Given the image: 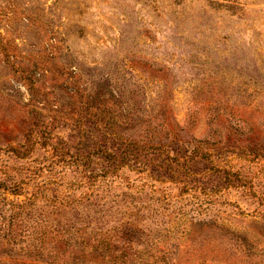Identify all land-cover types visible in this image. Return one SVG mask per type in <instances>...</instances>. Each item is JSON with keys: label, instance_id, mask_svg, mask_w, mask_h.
Segmentation results:
<instances>
[{"label": "rangeland", "instance_id": "rangeland-1", "mask_svg": "<svg viewBox=\"0 0 264 264\" xmlns=\"http://www.w3.org/2000/svg\"><path fill=\"white\" fill-rule=\"evenodd\" d=\"M0 43L19 54L14 65L0 53V264H101L75 245L103 235L129 251L115 264H264V158L241 154L264 151V0H0ZM105 126L182 156L221 143L222 166L253 185L212 177L192 190L128 166L93 187L61 158ZM45 128L57 151L14 155ZM224 222L251 252L207 228Z\"/></svg>", "mask_w": 264, "mask_h": 264}, {"label": "trees", "instance_id": "trees-1", "mask_svg": "<svg viewBox=\"0 0 264 264\" xmlns=\"http://www.w3.org/2000/svg\"><path fill=\"white\" fill-rule=\"evenodd\" d=\"M0 53L8 62L15 64L16 59L18 60L19 54L16 52V48L9 46L8 44L0 43ZM19 66V65H18ZM27 70L19 66L17 72H20L22 76L26 75ZM32 74L28 73L24 78L25 82L29 85L30 93L33 94L35 89L34 77ZM103 134L108 135L101 142H90L85 143V139H82L80 144L75 148V153L67 152L64 154L65 158H61L62 162H66V156L69 157L70 167L79 172L81 179L86 181L93 187L110 185L113 181L117 180V174H119L123 168L128 166L138 167L140 173L146 174L148 170L154 172H160L163 176H169L170 180L175 184L183 185L184 187L191 188L192 190H197L199 183L207 179L216 178L220 183H222L224 188H241L248 189L252 182L249 177L242 176L240 172L231 170L229 166H222V160L224 159V151L219 149L221 143L218 144H207L205 147L204 141L202 144L199 142L198 145L192 146V148H187L191 151L189 155L182 156L181 153L172 154L170 152L169 146L163 143V140L158 137L150 138L148 141L139 138L123 139L120 136H115L113 128L105 126V128H99ZM112 136V138H108ZM195 141V140H193ZM52 143V148L58 150L60 145L53 144L47 128L43 129L40 134V142H37L33 133H29L22 143H19L12 152L19 159H28L30 155L33 154L37 146H49ZM91 144V146H90ZM187 150V151H188ZM184 154L183 150H181ZM253 152H241L242 157L252 158L253 160L259 159V157L264 158V151L262 150H252ZM241 158V156H240ZM98 160V162H95ZM225 161V160H224ZM61 162V163H62ZM203 163V168L207 171L202 174L209 175V177L204 176L198 177L201 170L192 171L190 168L193 164L199 165ZM94 166L98 167L97 169ZM157 169V170H156ZM209 171V172H208ZM201 175V174H200ZM196 176V177H195ZM110 178V179H109ZM115 178V179H114ZM21 185V184H20ZM20 185L18 187H20ZM83 185H86L83 183ZM13 195H19L16 190H14ZM88 201V200H87ZM90 213V212H89ZM1 219V217H0ZM213 227V228H212ZM208 229L214 231L216 234L222 233L224 238L232 236L233 238L240 239L242 241L243 248L248 251H252L246 240V236L243 230L240 232L235 228H232L227 223L213 224L207 227ZM233 229L235 231H230ZM183 235L186 240L192 237L189 230ZM231 234V235H229ZM229 235V236H228ZM8 241H15V236L9 235ZM71 242L66 244V247L59 248L56 253L61 259H66L72 255V251L68 254V247ZM78 247L77 255L78 259L91 260L94 261L98 259L101 264H115L117 260L127 261L130 257L129 251H122L120 256L115 255L114 251V241L109 235L103 236H87L86 238L78 237V242H76ZM250 249V250H249ZM138 252L137 254H140ZM140 257V256H139ZM57 258V257H56ZM159 264V263H158Z\"/></svg>", "mask_w": 264, "mask_h": 264}]
</instances>
